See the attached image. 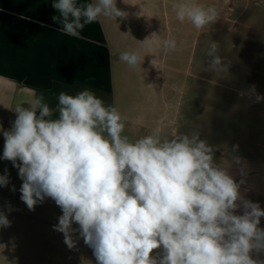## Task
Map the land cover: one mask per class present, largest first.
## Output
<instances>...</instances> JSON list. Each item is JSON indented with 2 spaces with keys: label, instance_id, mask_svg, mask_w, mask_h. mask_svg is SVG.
<instances>
[{
  "label": "clouds",
  "instance_id": "clouds-1",
  "mask_svg": "<svg viewBox=\"0 0 264 264\" xmlns=\"http://www.w3.org/2000/svg\"><path fill=\"white\" fill-rule=\"evenodd\" d=\"M52 7L59 31L77 38L101 17L127 15L116 0H53ZM173 10L198 31L219 15L195 0H180ZM162 46L174 51L177 43L169 38ZM218 49L210 41L207 70L227 72ZM119 59L135 67L143 58L124 51ZM56 99L52 107L34 90L27 107L16 106L11 128L0 126V159L18 169L20 199L29 210L46 198L61 209L54 230L70 249L78 232L96 264H264V209L245 198L244 181L234 179L227 161H216L215 146L199 133L169 139L157 128L133 141L124 135L126 118L90 88L61 91ZM233 162L243 164L235 155ZM9 182L0 175V186ZM10 223L0 210V227Z\"/></svg>",
  "mask_w": 264,
  "mask_h": 264
},
{
  "label": "rangeland",
  "instance_id": "rangeland-1",
  "mask_svg": "<svg viewBox=\"0 0 264 264\" xmlns=\"http://www.w3.org/2000/svg\"><path fill=\"white\" fill-rule=\"evenodd\" d=\"M179 2L150 0L144 3L143 8L145 14L151 10L154 12L152 22L159 33L160 42L175 39L177 48H183L180 54L182 60L171 65L176 72L168 71L166 61L159 62L154 76L152 67L148 66L141 67L142 73H139L137 66L130 67L123 62L127 67L125 70V66L119 65L117 51H114L112 92L96 93L126 118L124 135L130 140L134 141L157 128L169 139L199 133L202 139L215 146L216 161H227L234 179L244 181L241 192L245 198L259 203L264 209V100L255 102L257 94L264 96V41L263 55L256 52L250 58L243 55L245 61L254 67L253 70L258 69L263 74L241 68L238 62L242 58L236 51L238 19L243 25L254 27L257 36L261 34L264 39V0H195V3L205 7L215 6L219 13L215 23L199 31L187 20L181 22L176 19L173 5ZM113 35L115 38L116 35ZM212 40L219 43L217 54L228 64L227 72L207 70V51ZM13 117L16 116H0L3 130L11 128ZM234 146H238L235 152L232 151ZM3 147L4 138L0 132V157ZM234 155L242 158V165L233 162ZM4 174L8 175L10 182L7 186H0V204L6 208L10 202L15 203V196H18L17 202L23 203L20 199L22 180L18 169L11 161L0 159V175ZM13 186L15 191L12 190ZM41 208L42 205L40 211ZM48 208L43 212L50 213V222L58 223L56 219L62 215L61 209L54 201L48 204ZM24 213L15 209L13 216L19 223L15 220L10 229L0 227V264H24L20 255L25 243H21L20 238L26 232L31 234L28 225L20 218ZM37 220V215H34L33 221ZM260 227L264 228V217L261 218ZM35 231L34 228L32 235L37 237ZM8 238L17 241L10 244ZM73 238L76 246L72 249L64 242L57 245L41 241L33 243V248L39 252L48 247L50 251L59 250L64 255L63 258L48 259L49 264H96L92 248L84 243L78 232L73 234ZM10 247L15 251L16 258L9 259ZM259 258L264 259V253L259 254Z\"/></svg>",
  "mask_w": 264,
  "mask_h": 264
},
{
  "label": "crops",
  "instance_id": "crops-1",
  "mask_svg": "<svg viewBox=\"0 0 264 264\" xmlns=\"http://www.w3.org/2000/svg\"><path fill=\"white\" fill-rule=\"evenodd\" d=\"M147 1L150 2L116 0L117 7L127 13L125 17L117 20L101 17L86 25L77 38L59 31L61 25L53 20L54 16H59L52 7L53 0H0V116H16V106L27 107L34 90L37 94L43 93L45 101L52 107L56 105V97L61 91L74 95L84 88H90L95 93H111L114 51H117V59L124 51L139 52L143 58L137 65L139 73H142L141 67L148 66L152 67L153 76L156 75L161 61L168 62V71L176 72L171 65L182 60L180 54L183 48L179 46L174 51L163 49L159 33L152 22L154 12L150 9L151 12L145 14L143 10ZM87 2L92 0H78V3ZM236 24V51L242 58L238 63L251 73L263 74L258 69L253 70L254 67L243 56L250 58L254 52L263 55V36H257L254 27L243 25L239 19ZM153 34L157 36L151 37ZM147 38L149 40L143 43ZM119 65L125 66L121 60ZM15 198V203L8 204L12 211L9 212L2 204L0 210L7 214L11 222L9 229L17 221L13 216L15 209L16 212H25L20 218L28 225L31 234L26 232L20 238L21 243H25L20 255L24 264H49L47 260L50 258H63L59 250L50 251L46 247L38 252L33 248V243L37 241L57 245L64 242L63 233L54 230V225L58 223L50 222V213L43 212L49 210L48 204L53 203L52 199L46 198L42 203L38 202L34 210H29L26 204L17 202L18 196ZM34 215L38 217L37 222L33 221ZM73 227L78 228V225L74 224ZM34 228L37 237L32 235ZM11 238H8L10 244L17 241ZM14 256L16 258V253L10 247L8 257L13 259Z\"/></svg>",
  "mask_w": 264,
  "mask_h": 264
}]
</instances>
